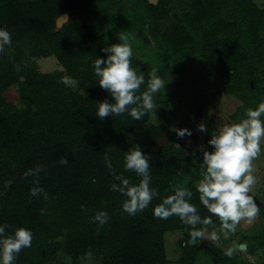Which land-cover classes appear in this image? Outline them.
Masks as SVG:
<instances>
[{
  "label": "trees",
  "instance_id": "16d2710c",
  "mask_svg": "<svg viewBox=\"0 0 264 264\" xmlns=\"http://www.w3.org/2000/svg\"><path fill=\"white\" fill-rule=\"evenodd\" d=\"M63 15L68 20L58 26ZM0 30L12 40L0 52V225L8 224V233L25 227L33 234L32 246L15 264H202V254L208 264H264L260 227L245 236L247 249H239V257H229L226 243L235 233L225 239L216 217L208 226L218 235L215 241L206 239L210 251L199 248L204 240L186 246L188 226L176 216L158 219L153 211L172 194L170 186L194 173L202 178L199 149L212 150L211 134L203 138L190 123L206 116L218 94L239 102L233 122L264 101V7L254 0H0ZM120 32L132 45V67L145 76L140 92L147 89L152 67L166 86L153 97L155 109L140 120L125 113L101 121L97 102L113 101L99 87L92 65L107 58L101 50L119 43ZM51 57L63 70L41 72L36 61ZM64 76L78 86L59 83ZM13 87L17 103L6 97ZM175 118H181L177 126L190 130V137L177 135ZM165 133L171 139L155 157ZM137 144L151 157L150 187L160 197L143 212L128 215L122 210L126 197L110 190L114 180L104 156L117 174L138 184L139 178L124 170V155ZM64 156L69 163L61 166ZM37 165L46 169L38 185L37 177H23ZM37 186L47 199L30 195ZM189 189L190 203L202 217L209 216L195 187ZM99 211L109 216L103 227L90 222ZM257 220L258 225L264 218ZM178 232L180 256L172 261L166 235Z\"/></svg>",
  "mask_w": 264,
  "mask_h": 264
},
{
  "label": "clouds",
  "instance_id": "9594fccd",
  "mask_svg": "<svg viewBox=\"0 0 264 264\" xmlns=\"http://www.w3.org/2000/svg\"><path fill=\"white\" fill-rule=\"evenodd\" d=\"M118 39L119 43L101 50L107 58H97L92 65L99 87L107 92L113 101L109 102L106 99L103 102H97L96 116L103 121L106 118L127 113L138 121L147 112L155 109L153 97L158 95L166 85L158 75V69L152 67L147 80V89L141 93L140 89L145 84V76L142 72L138 73L131 65L132 45L123 32L118 33ZM11 44V34L0 30V52L4 50L5 45L10 47ZM24 66L27 67L26 62ZM14 68L17 72L21 71L20 65L14 64ZM59 83L75 88L79 82L64 76ZM262 116H264V101L260 102L255 109L248 108L245 118L239 122L223 124L216 128L207 142L211 151L204 145L200 146L202 178L195 182L194 187L199 194L200 204L210 213L209 216L202 217L199 214L197 206L190 203L193 197L192 190L181 185L170 186L172 194L166 195L162 202L154 207L156 218L168 219L176 216L188 226L190 240L186 242V246L194 245L198 240L218 239L217 233L215 231L210 233L208 229V226L213 223L212 217L219 220L220 232L225 239H228L230 234L236 232L241 222L250 223L258 215L260 209L250 193L256 184L253 162L264 151L262 149L264 145ZM175 131L180 138L192 135V132L186 128ZM198 131L207 132L208 130L206 125L201 123ZM104 159L114 180L110 184V190L126 197L122 204V210L125 213L136 215L143 212L154 197H160V193L150 187L151 157L145 155L140 145H134L124 155V170L133 172L139 178L138 184H132L123 174H117L107 153ZM68 163L66 156L59 160L61 166ZM43 171H46L44 166L37 165L25 171L23 177H37L34 184L38 185L39 174ZM40 194H43L44 199L48 198L43 188L38 186L31 188V196ZM82 210L86 211V208L82 206ZM108 221L109 216L105 211H99L90 218V222L98 223L100 227L106 225ZM9 227L8 224L0 225V264H15L17 256L25 248L32 246L31 230L19 227L8 233L6 229ZM239 249L246 250L247 245L241 244ZM234 252L235 249L229 248L226 254L231 257ZM87 255L90 257L91 252Z\"/></svg>",
  "mask_w": 264,
  "mask_h": 264
},
{
  "label": "rangeland",
  "instance_id": "374dc122",
  "mask_svg": "<svg viewBox=\"0 0 264 264\" xmlns=\"http://www.w3.org/2000/svg\"><path fill=\"white\" fill-rule=\"evenodd\" d=\"M259 6L264 7V0H254ZM37 65L39 67V70L43 73H52L56 71H62L63 68L59 65L58 60L54 57L51 58H41L38 59ZM6 97L8 101L17 103L19 101V93L16 87H13L7 94ZM239 106V102L232 97L228 95H219L217 98L209 105L210 109L208 112L205 113V117L202 118L200 121L198 120L196 123L192 122L190 123L191 126L197 127L203 123L207 127V132H200L201 136L203 138H206V134L210 135L212 133V129H216L219 126L223 124H231L234 123L231 119L233 114L236 112L237 108ZM181 122V118H175L173 120V126L179 127ZM180 126V125H179ZM188 143L186 145L190 147L191 140L187 139L186 140ZM192 153L194 154L196 152L195 148L192 147ZM254 172L253 175L256 177V184L253 186L251 194L257 197V199L261 202L262 207H260V211L258 215L249 223L247 221L241 222V224L238 226L235 236L233 241L228 244L226 243V246L229 245V248L235 249L234 256L238 257L240 256V253H237L239 251V245L243 244L245 240L246 235H250L254 232H256L259 228H262L261 230L264 231V221L261 220V217L264 218V155L260 154V156L254 160ZM200 179V176L198 173H194L192 176L189 178H185L179 183V185L190 188L195 185V182ZM259 219L263 223H255V221ZM257 220V221H259ZM260 224V225H259ZM257 225V226H256ZM180 232L174 233V234H167L166 239H167V244H166V249H167V254L169 255V259L172 261H175V259L179 258L180 256V250L177 247V242L178 239L180 238ZM237 234V235H236ZM241 252V250H240ZM244 252V251H242ZM243 254V253H242ZM243 258L247 257V255L244 253L241 255ZM200 259V263L202 264H208L207 263V257L206 255L202 254ZM241 257V258H242ZM249 259L253 260V256L249 255ZM61 264H67V260H64L61 262Z\"/></svg>",
  "mask_w": 264,
  "mask_h": 264
},
{
  "label": "water",
  "instance_id": "95a60500",
  "mask_svg": "<svg viewBox=\"0 0 264 264\" xmlns=\"http://www.w3.org/2000/svg\"><path fill=\"white\" fill-rule=\"evenodd\" d=\"M151 3H154V4H157V0H150ZM68 20V16L67 15H63L59 21H58V26H61L62 24L66 23ZM253 84V82H252ZM171 139V136L168 134V133H165L164 136L158 140V143H157V147H156V150H155V157H157V155L160 153L161 149L163 147H167L168 146V143ZM251 194V193H250ZM256 202V204L258 206L261 205V203L258 201L257 197L254 196L253 194H251ZM199 248L201 249H207V250H210L212 251V249L210 248V246L208 245V241L204 240L201 242V244L199 245Z\"/></svg>",
  "mask_w": 264,
  "mask_h": 264
}]
</instances>
